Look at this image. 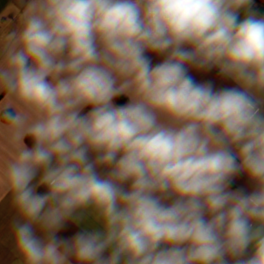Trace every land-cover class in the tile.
<instances>
[{
    "label": "clouds",
    "instance_id": "obj_1",
    "mask_svg": "<svg viewBox=\"0 0 264 264\" xmlns=\"http://www.w3.org/2000/svg\"><path fill=\"white\" fill-rule=\"evenodd\" d=\"M252 3L29 0L0 48L19 145L0 196L22 218L23 264H264V17ZM148 52L165 58L153 66ZM189 66L239 87L197 83ZM241 173L251 193L231 190ZM89 210L101 230L57 236Z\"/></svg>",
    "mask_w": 264,
    "mask_h": 264
},
{
    "label": "crops",
    "instance_id": "obj_2",
    "mask_svg": "<svg viewBox=\"0 0 264 264\" xmlns=\"http://www.w3.org/2000/svg\"><path fill=\"white\" fill-rule=\"evenodd\" d=\"M255 0H253L254 2ZM260 1V0H258ZM29 0H0V48L5 43V37L8 32L15 30L19 27L23 13ZM251 10L256 12L259 17H264V8L255 10L252 3ZM244 17V12L240 13V18ZM150 58L152 65L162 62L165 58L162 55H157L152 52L146 53ZM188 73L197 83L211 82L215 89L239 87L231 78L221 75L218 67H213L211 70H198L195 67L189 66ZM6 93L0 91V174H2L4 167L10 159H12L19 147L14 142L13 134L14 129L11 122L5 116V112L12 111L9 106V101L6 100ZM117 105L128 103L127 96H119L114 100ZM90 106L83 109L82 114L90 111ZM24 143L31 148L33 141L30 137H25ZM39 173L33 180L32 184L36 185L39 180ZM255 184L249 177L241 173L232 179L230 184L231 190H243L245 193H251L255 190ZM37 194H46L47 189L44 186L36 187ZM21 220L17 209L13 205V196L11 192L0 196V264H23L22 257L16 250L14 240V222ZM102 225L95 219L91 211H85L79 220L69 219L66 221L64 227L57 233V236L62 239H69L76 233L83 230L93 231L101 230ZM36 234L41 236L42 233L38 228H35ZM252 254V248L249 247L247 255ZM105 255H108L106 252ZM72 264H76L73 260ZM229 264H233L229 258Z\"/></svg>",
    "mask_w": 264,
    "mask_h": 264
},
{
    "label": "built area",
    "instance_id": "obj_3",
    "mask_svg": "<svg viewBox=\"0 0 264 264\" xmlns=\"http://www.w3.org/2000/svg\"><path fill=\"white\" fill-rule=\"evenodd\" d=\"M253 5H254V8H255L256 11L257 10H261L262 8H264V0H260V1L255 0L253 2Z\"/></svg>",
    "mask_w": 264,
    "mask_h": 264
}]
</instances>
